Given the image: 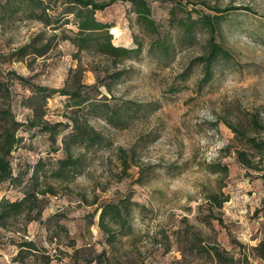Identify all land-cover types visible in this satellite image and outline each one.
I'll use <instances>...</instances> for the list:
<instances>
[{"label":"rangeland","instance_id":"374dc122","mask_svg":"<svg viewBox=\"0 0 264 264\" xmlns=\"http://www.w3.org/2000/svg\"><path fill=\"white\" fill-rule=\"evenodd\" d=\"M3 2L0 111L9 107L23 126L10 157L20 181L1 184L0 198L37 192L41 211L0 227V264H219L212 247L240 264H262L256 246L264 231V154L252 157L233 128L264 140V128L253 123L256 117L264 127V0L153 1L151 17L168 52L153 46L157 35L139 24L130 4L117 1L95 17L112 25L113 45L141 51L116 63L93 50L77 52L65 38L76 31L72 21L45 28L16 7L3 8ZM228 6L249 10L223 14L214 37L230 58L218 59L212 80L200 86L208 29L196 21L186 36L170 19L184 11L199 19L213 15L210 8ZM37 34L42 42L51 40L49 52L11 55ZM118 72V78L107 76ZM97 76L104 83L90 87ZM67 80L70 87L78 80L94 105L68 106L67 97L57 94L43 100L32 88H61ZM35 111L50 123L78 114L103 137L94 146H72L79 160L72 178L52 176L69 128L51 145L47 133L27 124ZM237 151L248 153L253 166L241 165ZM122 152L130 164L126 173ZM223 166L226 175L218 171ZM213 192L228 198L221 209L208 202ZM122 199L133 203L128 226L108 238L98 225L100 206ZM22 239L34 248L19 252Z\"/></svg>","mask_w":264,"mask_h":264},{"label":"trees","instance_id":"16d2710c","mask_svg":"<svg viewBox=\"0 0 264 264\" xmlns=\"http://www.w3.org/2000/svg\"><path fill=\"white\" fill-rule=\"evenodd\" d=\"M121 1L128 3L131 9L137 16L139 24L152 35H157L156 43L153 46L157 47L161 52H168V46L164 38L159 37V26L151 17V3L155 0H4L3 8L9 10L13 7L17 8V11H21L28 15V18L38 20L43 26L57 29L60 23L68 24L72 21L76 27V31L72 36H66L65 38L70 41L76 48L77 52L90 51L98 53L101 56L107 57L116 62L127 60L140 53L141 48H124L115 46L112 43V34L110 29L112 25L98 21L95 17L96 12H101L112 6L115 2ZM61 8L58 7V3ZM214 11V14L199 15V19H194L187 11H184V15L181 17H171V24L178 27L181 32L190 36L193 32V28L196 21L202 23L208 29L209 37L207 40L206 51L204 55L199 58V63L202 67V77L200 80V86L208 84L213 77V64L218 59H229L230 53L215 39V34L218 31L221 22L224 18L223 14L229 11L236 10H249L246 7H232L226 8H210ZM174 13V8L171 10V14ZM71 17V19H70ZM41 34H37L36 39H32L28 43L18 47L12 51L11 55L15 58H23L28 55H34L35 57H42L51 49V40L43 41L39 40ZM122 73L108 74L109 78H118ZM99 76V75H98ZM96 77V81L90 87L95 88L104 83L100 77ZM76 85L69 86L68 80L65 86L61 88H49L39 85H32L35 96L43 100L54 96H66L68 106L81 107L85 104L94 105V102H90L88 95H84L80 90L81 83L77 80ZM5 89L3 83H0V92ZM1 122L3 125L0 127V185L6 182L15 183L20 181V177L13 173L11 166V153L17 147L21 139L17 135V131L22 123L16 121L13 113L9 107L1 109ZM69 121L66 123L55 122L50 123L44 121L37 111L34 112L33 117L27 122L29 127L38 126L39 130L48 134V139L51 145H54L58 136L69 128L67 133L62 137V150L64 156L57 159L56 168L52 172V176L58 179H70L74 176L78 169L79 160L72 153V146L75 144H85L87 146H94L103 137L95 129H93L87 122V120L78 114L68 117ZM253 123L260 128H264L256 117L253 119ZM233 131L240 135L245 142L249 145L250 149L254 151L251 154H264V140H256L253 137L244 136L241 131L234 129ZM237 161L245 166L252 167V160L250 155L244 151H237ZM126 153H121V169L123 173L130 168V164L127 161ZM42 161H39L32 167L31 178L36 177L39 166ZM219 172L226 175L227 167L223 166L218 169ZM264 176V170L263 174ZM41 194H45L42 191ZM228 200L224 193H210L208 195V202L213 208L221 209L223 204ZM39 199L37 192L26 191L21 199L9 200L7 198H0V227H7L11 222L15 221L18 217L23 215H29L33 211L37 210L40 214ZM133 203L128 199H122L116 203L109 202L100 206L99 213V227L101 231L108 237L112 238L116 233L122 232L127 225L130 215V206ZM264 217V213H263ZM219 221L221 219H218ZM19 252L22 250H31L34 248L32 241L22 239L18 243ZM212 257L219 264H240L236 262L233 257L227 256L225 251L219 250L218 247L210 248ZM256 251L259 259L264 264V231L262 238L256 246Z\"/></svg>","mask_w":264,"mask_h":264},{"label":"bare ground","instance_id":"6f19581e","mask_svg":"<svg viewBox=\"0 0 264 264\" xmlns=\"http://www.w3.org/2000/svg\"><path fill=\"white\" fill-rule=\"evenodd\" d=\"M112 31H113V33L115 34V37H118V35H119L118 30H116V29L113 28Z\"/></svg>","mask_w":264,"mask_h":264}]
</instances>
